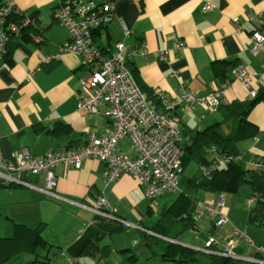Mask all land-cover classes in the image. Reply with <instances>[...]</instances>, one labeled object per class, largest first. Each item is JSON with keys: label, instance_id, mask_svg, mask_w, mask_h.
<instances>
[{"label": "crops", "instance_id": "obj_1", "mask_svg": "<svg viewBox=\"0 0 264 264\" xmlns=\"http://www.w3.org/2000/svg\"><path fill=\"white\" fill-rule=\"evenodd\" d=\"M59 1L16 0L18 10L24 15L37 13L38 33L34 41L15 48L10 57L0 61V151L5 158L21 148L36 156L51 150L79 148L89 135L101 136L110 128V122L102 115L103 107L97 112L77 108L78 80L86 74V68L82 57L58 50L68 39L67 28L54 12ZM207 2L212 4V8L205 11L203 5ZM262 10L264 0H115L112 20L95 31L94 42L109 52L115 42L122 41L126 65L134 80L153 93L158 90L167 97H173L184 88L204 96L220 88L223 89L221 104L245 100L247 90L242 83L218 80L211 72V64L235 63L229 75L235 67L243 66L253 74L254 87L264 90L262 54L250 50L251 32L258 29L264 34V16L257 22H251L247 17L248 13ZM123 25L129 31L128 35L122 32ZM177 43L183 46L177 48ZM160 51L165 52L163 59L159 58ZM197 109L185 113L181 107H175L170 112L189 128L204 127L219 112ZM248 119L260 132L255 138L240 144L245 147V152L240 150V145L237 146L245 161L252 159L253 155L264 154V135H260L264 134V98L253 108ZM47 129L50 132L47 133ZM118 150L129 155L135 153L128 139L119 141ZM54 173L55 191L73 201L41 193L39 188L44 185L42 174L22 172L20 177L24 184L0 182L4 184L0 185V206L11 220L18 221L16 223L31 228L44 226L43 231L40 230L42 235L43 232H51L49 217L73 219L63 231L52 232V238L42 235L49 243L47 250L35 256L24 247L5 258L0 253V264H163L160 258L164 251L162 242L199 251L181 237H169L173 241H168L146 232L154 233L150 227L157 222L160 211L170 203H163L158 216L154 206L159 207L162 197L169 194L162 195L156 203L151 202L144 197L143 186L129 173H123L105 185L107 166L95 159L84 160L79 169L58 165ZM250 195L245 190L241 196L245 199L243 206L237 202L231 206L232 200L226 205L225 194L224 211L229 222L215 227L207 219H194L197 227L187 231L194 235L205 233L204 241L214 236L218 241L223 240L219 243L224 246L231 237L232 228L239 230L234 220L238 212L241 215L244 211L245 224L240 221L241 216L239 221L244 225L239 227L252 235L255 244L263 245L260 231L264 227L246 222ZM100 196L105 198L113 216L103 217L80 206L92 207ZM198 196V201H202L215 197L216 193L202 192V196ZM19 206L35 208L37 223L24 216L27 209L19 210ZM127 226H135L139 236L133 229L124 231ZM251 226L258 230L253 231ZM216 233L218 237L214 235ZM148 236L155 237L156 242ZM116 237H119L118 241ZM234 240V260L242 264H258L251 259L263 258L245 239L234 237ZM17 245L21 243L15 247ZM22 253L29 254V258H19ZM15 255H18V260L11 262ZM196 262L199 260L185 264Z\"/></svg>", "mask_w": 264, "mask_h": 264}, {"label": "built area", "instance_id": "obj_2", "mask_svg": "<svg viewBox=\"0 0 264 264\" xmlns=\"http://www.w3.org/2000/svg\"><path fill=\"white\" fill-rule=\"evenodd\" d=\"M114 1L60 0L54 9L55 15L68 30V39L58 47L59 52L66 51L82 57L83 67L86 68V74L78 80L77 108L86 112H97L103 107L102 115L110 122V128L101 136L89 135L85 144L79 148L51 150L41 156L32 155L26 148H21L5 158L0 151V182L24 184L20 177L22 172L31 175L42 174L44 185L39 188L41 193L71 202L73 200L55 191V167L66 165L79 169L84 160L95 159L107 166L105 185L117 180L121 174L129 173L143 186L144 197L154 203L162 195L179 191L178 177L181 172L182 156L178 145L179 125L172 118L158 112L154 102L146 97L136 83L126 65L125 45L122 41L115 42L109 52L94 42L95 31L107 26L112 20ZM211 8L212 4L208 2L203 5L205 11ZM12 12L23 14L18 10L16 0H1L0 61L6 54L10 36L20 32L19 22L10 20ZM26 16L21 17V23L28 22ZM262 16L264 10L247 15L251 22L259 21ZM122 32L124 35L129 34L124 25ZM251 41L250 50L253 53L262 52L264 62V34L258 29L253 30ZM182 46L181 43L175 45L177 48ZM164 55V51L159 52L160 59H163ZM231 77L242 83L248 91L249 98L255 96V90L252 88L253 75L245 67H235ZM222 90L218 88L204 96L184 88L173 97H167L158 90H155L154 94L159 104L166 110L181 107L185 113L197 108L205 112H214L219 106ZM122 139H128L131 148L135 151L133 155L118 150V143ZM204 171L209 170L204 169ZM80 206L103 217L113 216L103 196H100L92 207L84 204ZM193 215L195 220L207 219L215 227L229 222L224 211V194L218 195L215 199L198 201ZM231 231V237L224 246L211 236L198 250L208 255L236 259L233 253L236 245L234 237H241L264 256V244H255L235 227ZM146 232L173 241L169 237ZM251 260L264 264L263 258Z\"/></svg>", "mask_w": 264, "mask_h": 264}, {"label": "trees", "instance_id": "obj_3", "mask_svg": "<svg viewBox=\"0 0 264 264\" xmlns=\"http://www.w3.org/2000/svg\"><path fill=\"white\" fill-rule=\"evenodd\" d=\"M10 16V20L19 22L20 32L12 34L8 39L7 51L4 56L6 58L10 57L15 48L24 47L27 42L34 41V36L38 33L37 13L26 16L12 12ZM23 16L28 19L25 24L20 22ZM232 63H212L211 72L215 78L224 82L236 80L231 78V74L229 75L230 70L236 66L235 63ZM140 88L146 97L154 102L158 112L172 118L179 125L180 139L178 145L182 151L181 172L189 164L196 165L201 171L200 177L195 175L188 178L186 181L187 189L180 190L170 205L160 211L157 222L150 227L151 231L161 236L175 238L186 230L196 228L197 224L194 222L193 212L200 192L216 193L215 197L209 199H215L220 194H224L225 198L226 193H236L241 187H248L251 190V204H249L246 218L247 224L264 227V154L253 155L252 159L245 161L237 147L239 142L255 138L260 132L259 128L249 121L248 116L253 108L263 101L264 90L254 87L252 81V88L255 90L253 98L248 97L247 91L245 100H233L223 104L220 102L214 112H209L217 113L219 111L217 113H221L219 117L216 118L214 115L204 127L189 128L181 124L180 118L175 119L174 113L171 114L170 110L164 109L159 104L152 90L143 84L140 85ZM220 98L221 94L219 101ZM59 125L67 127L62 123ZM46 132H50V129H47ZM220 161L222 162L219 163ZM204 169L209 171L205 172ZM0 185L4 184L0 183ZM14 229L11 238L1 239L0 253L2 258L8 257L17 249L24 247L32 251L35 256L50 247L41 235V226L31 228L24 224L15 223ZM148 237L153 241L156 240L155 237ZM17 243H21V245L15 247ZM162 243L164 244V251L160 258L163 264H185L200 260L203 256L206 257L208 264H242L225 256L208 255L171 242ZM261 256L264 259V256Z\"/></svg>", "mask_w": 264, "mask_h": 264}, {"label": "rangeland", "instance_id": "obj_4", "mask_svg": "<svg viewBox=\"0 0 264 264\" xmlns=\"http://www.w3.org/2000/svg\"><path fill=\"white\" fill-rule=\"evenodd\" d=\"M220 114L221 113L215 115L216 118L219 117ZM260 135H264V134H260ZM242 143L243 142H239L237 144V146H239ZM239 148H240V150L242 152H245V150H246L245 147H243L242 145H240ZM195 175L197 177H200V175H201L200 168L197 167L196 165L189 164L187 166V168L183 172H181L179 174V177H178V187H179V189L180 190L187 189V187H186L187 179L190 178L191 176H195ZM245 190L247 191V194H248V192H249V195L251 194V190L248 187H241L239 192L236 193V194L235 193H233V194L226 193V205H227L229 200H232V205L231 206H233L235 202L240 203L243 206V202H244L245 199L243 200L241 198V196H242V194H243V192ZM176 195H177V192H174V193H171L169 195H166V196L162 197V201H161V204L159 205V207L154 206L155 207L154 208L155 214L158 216L159 211H160V209L163 206V203H165V204L171 203V201L174 200ZM199 195L202 196V192H200ZM237 198H239V199H237ZM236 199H237V201H235ZM21 207L19 206V207H17V209H19V210L20 209H27L26 213L23 212L24 216H27L30 219L31 222L36 221L35 223H37L38 220H35V219H38L37 218V216H38L37 210L35 208H33V207H29V208L25 207V206H21ZM241 216H242V218H240ZM239 218H240V221H242L244 223V221H245V219H244L245 218L244 211H242L241 215L239 214V212L237 213L236 220H234V224L236 225V227H238L240 232L244 233L247 237H249L254 242V240H253L254 238L252 237V235L250 233H248V234L245 233V231H243L244 229L239 227V225L242 226V225L245 224V223L244 224L240 223ZM49 219H50V223H51V226L49 227V230H51V232H49L47 234L44 233V232L42 233V235L44 234L45 236H47L49 238H52V232L53 233H57V232H59V229L60 230L62 229V231H63L64 229H66L73 222L72 218H61V217H56V218L53 217L52 218V217H49ZM15 220L14 221L11 220V218L9 216H7V214L5 213V209L0 206V243L2 242L1 241L2 238H9V237L11 238L13 236L14 231H15L13 222H15V223L18 222V221H15ZM36 226H38V225H34L33 227H36ZM43 228H44V226L41 227V232L43 231ZM250 228H253L252 229L253 231H257L258 230L257 228H254L252 226ZM129 229H133L134 232H136L137 235L139 236L138 230L136 229L135 226H127L124 229V231H128ZM260 233H261L260 237L264 238V229H261ZM204 235H205V233H202V232H198L197 235L196 234L194 235L190 231L186 230V231L182 232V234L177 235L176 237H179V238L181 237L180 239L187 241V243H192L191 245H193L194 247L201 248L202 245H203V241H204V238H203ZM214 235L216 237L219 236L218 233H216ZM195 236H198V237L196 238ZM116 240L118 241L119 237H116ZM219 241H223V240L219 239ZM117 244H119V242H117ZM155 246H157V245H155ZM22 254L23 255L19 257L21 259L29 258V256H30L27 253H22ZM17 256L18 255H15V257H17ZM15 257H13V259L11 258L12 259L11 262H16L18 260V257L17 258H15ZM207 263H208V261H207L206 257L203 256V257H201L199 262H196L194 264H207ZM3 264H5V263H3Z\"/></svg>", "mask_w": 264, "mask_h": 264}]
</instances>
